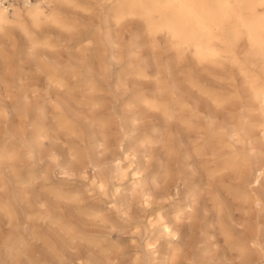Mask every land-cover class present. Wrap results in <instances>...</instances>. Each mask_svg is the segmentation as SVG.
Segmentation results:
<instances>
[{
  "label": "rangeland",
  "instance_id": "rangeland-1",
  "mask_svg": "<svg viewBox=\"0 0 264 264\" xmlns=\"http://www.w3.org/2000/svg\"><path fill=\"white\" fill-rule=\"evenodd\" d=\"M78 1L79 8L67 6L60 8L63 15L68 16L73 21V29L71 31H61L50 26L43 27L42 31H38L37 35L39 34V37L48 35L52 43L50 47L37 46L31 50L27 47L23 36L17 31L8 38L0 33V131H3L6 127L12 128V126L24 124L30 128V125L34 122L33 120L39 114V108L43 109L44 107L42 112L45 114L46 135L43 140L48 152L55 153L54 156L47 157L36 163L38 172L34 175L32 192L35 196L42 195L47 197V214H49L50 218L49 220L41 218L40 213L43 214L44 209L39 204L35 205L36 217L33 225L37 238L33 241L35 245H33L32 252L34 260L37 258V261L35 260L33 263L264 264L262 254L255 255L251 252L241 254L234 247L233 242L236 234H238L240 229H244L245 224L254 222L255 214L253 215V211L248 209L246 204L228 196L219 183L216 188H220L224 198L226 197L225 201H229L226 202L227 207L224 206L221 212H218L213 205L207 184L203 183L205 186H203L202 190H199L200 193L195 190V196L187 194L188 188L199 181L200 173L197 170L194 171L192 166H187V161H182L178 166L170 162L173 174L176 177L183 176L185 178V186L181 187V184H179L168 196L162 193L163 181L157 174L158 159L161 156L166 157V155L161 147L162 141L160 142V139H167L165 142L169 143V140L173 138L169 135L172 129L170 123L160 121L154 112L145 108L143 104L134 98L135 92L141 90L148 92L152 88L153 83L151 76L149 78L145 77V79L141 77V80L134 76L130 71V67H141L144 64L143 61H151L146 70L150 73L149 75H152V71L155 68L153 58L164 62L167 56L165 37L161 34L156 36V39L148 37L144 30L143 22L136 18L130 17V19L126 17L118 24H115L111 17H108L106 22H104V19L103 22L102 20L100 21L110 11L103 0ZM100 22L102 23L101 26H99ZM105 24L104 28L103 25ZM106 30H110L114 37L115 45L113 44L112 46L106 42L104 37V31ZM122 31L123 33H121ZM87 37L90 39L89 42L85 40ZM136 40L137 42L135 43ZM153 41L156 42L155 47L152 46ZM122 45L123 47H121ZM141 50L144 51L142 52ZM138 52H141V55ZM105 53L108 55L106 54L105 56ZM242 57L243 54H239V58L241 59ZM48 63L56 64L59 68H66L64 74V80L68 87L66 91L48 83L46 73L39 68L43 64ZM121 63L122 66L119 65ZM232 70L236 81H240L236 68L234 67ZM217 75L218 77L213 79L217 84L225 89L231 88V82L224 78L226 73H224L223 69H217ZM118 76L120 78H117ZM137 86L138 89H136ZM61 99H66L69 102L68 107L64 104L62 106L59 105ZM133 104L132 110L135 112L130 110ZM3 109L8 111L7 125L2 122L4 118ZM67 109H70V111ZM65 111L70 112V114ZM100 111L102 112L100 113ZM46 112L49 113L46 114ZM47 117L50 120L52 117L53 121L51 120L50 122ZM59 118L67 121L69 126L59 128L58 122L54 121ZM89 118L94 121L95 125H102L101 128L97 126L94 129L96 132L102 131L105 135V139L97 148L94 147L93 140L90 139V131L93 126H89ZM136 118L137 121H135ZM155 119L158 122L154 123ZM132 120L135 122L133 123ZM149 130L150 132H148ZM165 130L169 133H165ZM141 134L142 136L144 134L147 135V137H150V141H153L141 147L142 144L139 143L142 140ZM161 134L166 135L164 137ZM123 137H126V139H123ZM106 141H108L107 144ZM56 142L61 144L62 147ZM53 143L56 144L55 147ZM124 146L125 148L130 147L132 151L129 148V154L128 151L123 154ZM63 147H65V150ZM116 156L123 159H120V162L127 172V176L123 179L117 176L112 177L108 174L112 166L110 164L113 163ZM90 160L95 165L94 168L89 163ZM75 161H77L78 165L75 164ZM86 165L87 169L85 170L83 168ZM104 166H106L105 169H103ZM135 168H137L138 176L140 177H138V181L142 179L139 181L141 183L136 181L133 186V175L131 174ZM94 169L100 172H98L99 176L105 181L104 190L99 188L98 179H96V183L93 177L92 171ZM36 186L39 189L35 188ZM115 187H119L122 190L118 193L115 191ZM261 188L264 189V180L261 181ZM56 189L60 193L56 192ZM178 191L179 195H176ZM141 192L149 197L144 194L141 195ZM120 194L122 195L120 196ZM144 197L147 198L144 199ZM161 197L164 198L162 199ZM186 205H191L193 210L198 211L199 214L196 220L190 219L188 216L190 211ZM158 211H163L165 220L160 221L158 219ZM88 212H90V215ZM249 212L251 213L247 214ZM59 213H61L64 220H62L63 218L60 217ZM57 214H59V217ZM221 215L225 217L221 219ZM250 215H253V217ZM231 217L234 218L232 219ZM251 217L253 220L249 219ZM259 218L261 242H263L262 245L264 246V211L260 212ZM234 222L237 224H234ZM164 224L168 225L169 232L164 227ZM170 225L172 228H170ZM176 227L180 231L176 230ZM174 229L177 231L175 235L173 233V231L175 232ZM202 239L204 240L203 242ZM169 245H176L180 248V253L176 258L172 257L171 248H167ZM155 253H158L161 257L156 256ZM186 253L187 255H185ZM24 260L21 264H30L25 263L27 261ZM6 261L7 263H5ZM0 264H11L10 258L5 256V260Z\"/></svg>",
  "mask_w": 264,
  "mask_h": 264
},
{
  "label": "bare ground",
  "instance_id": "bare-ground-1",
  "mask_svg": "<svg viewBox=\"0 0 264 264\" xmlns=\"http://www.w3.org/2000/svg\"><path fill=\"white\" fill-rule=\"evenodd\" d=\"M103 2H106L110 11L100 21L102 20L103 22L104 19V22H106L107 18L111 17L113 22L118 24L126 17L136 18L143 22V27L148 37L155 38L159 34L165 37L164 42L167 56L166 58L164 57V62L153 58L155 68L153 71L151 70L153 72L152 75H149L150 73L146 70L151 61H143L144 64L141 67H130V71L134 76L139 79L151 76L153 83L152 88L148 92L142 90L135 92L134 98L143 104L145 108L154 112L160 121L170 123L172 129V134L165 130V133H169L173 137L172 140H169L170 142L168 141L169 143L165 142L167 139H160V142L162 141L161 147L164 149L166 155V157L161 156L158 159L157 174L163 181L162 193L168 196L179 184H181V187L185 186V178L183 176L176 177L173 174L170 162L178 166L182 161H187V166H192L194 171L197 170L200 173L199 181L188 188L187 194L195 196V190H198L200 193L199 190H202L203 186H205L203 183L207 184L209 187L208 193L211 194L213 205L218 212H221L224 206L227 207L226 202L229 201H225L226 197L224 198L220 188H216L219 183L222 190L224 189L228 196L246 204L247 208L253 211V215L255 214L254 222L245 224L244 229H240L238 234H236L233 244L241 254L251 252L255 255L262 254V258H264V246L262 245L263 242H261V227L259 226V215L260 212L264 211V189L261 188V181L264 180V0H103ZM78 3L79 1L77 2V0H15L9 2L8 5H4L3 0H0V33L2 36L8 38L17 31L23 36L27 47L31 50L37 46L50 47L52 43L48 35L39 37V34L37 35L38 31H42L43 27L46 28L47 26L61 31H71L73 29V21L68 16L63 15L60 8L65 6L79 8L80 5ZM101 25L102 23L99 26ZM103 26L105 28L106 24ZM104 37L106 42L113 46L114 37L110 30L104 31ZM85 40L89 42L90 39L87 37ZM155 43L154 41L152 42L153 47L156 46ZM241 53L243 57L240 59L239 54ZM122 63L119 65L122 66ZM234 67L240 79L238 82L235 79V74H233L232 68ZM39 68L42 69V72L46 73L48 83L53 84L59 89H65V91L68 89L67 83L64 80L66 68H59L58 65L49 63L43 64ZM217 69H223L224 73H226V77L224 78L231 82V88L225 89L213 80L215 77H218ZM94 76L96 77V75ZM117 78H120V76ZM135 85L140 86L139 84ZM138 86L136 89H138ZM35 101L38 103L37 100ZM62 104L67 106L69 102L66 99H61L59 105L62 106ZM132 107H134V104L130 107V110L133 109ZM43 109L39 108V114L33 120L34 122L30 125V128L23 123L24 125L12 126V128L6 127L3 131H0V263L5 260V256H8L11 264H21L24 257L27 261L25 263L35 264L33 261L37 258L34 260L32 252L33 245H35L33 241L37 238L33 225L36 217L35 205L39 204L44 209H42L43 214L40 213L41 218L48 220L50 218L49 214H47V197L42 195L35 196L32 192L34 175L38 172L36 163L55 154L48 152L43 140L46 135ZM45 109L47 110V108ZM2 113L4 117L2 122L7 125L8 111L3 109ZM54 121L58 122L59 128L69 126V123L64 119L59 118L57 121ZM135 121H137V118ZM135 121L132 120L133 123ZM156 121L155 119V122H153L156 123ZM89 126H93V129L90 131V139L93 140L91 142L97 148L105 139V135L102 131L96 132L94 127L98 126L101 128L102 125H95L94 121L90 119ZM126 137H123V139H126ZM141 137L142 140L139 142L142 144H140L141 147L153 141H150V137H147L145 134L143 136L141 134ZM55 140L57 141L56 137ZM108 141H106V144ZM133 142L132 144H134ZM53 144L55 147L56 144ZM58 145L61 146V144ZM129 148H125L122 153L126 154L128 151L129 154ZM63 149L65 150V147ZM130 150L132 151L131 148ZM118 155L120 156L119 153ZM117 157L110 164L112 166L108 174L112 177L117 176L123 179L127 176L126 169H124L120 162V159L123 157ZM75 162L77 164V161ZM89 163L92 164V161L90 160ZM106 163L108 164L107 161ZM92 166L93 168L95 167L93 164ZM83 169L86 170L87 165ZM85 170L83 171L85 172ZM78 172L81 173L80 171ZM92 172L95 180L98 179L99 188L104 190L105 181L99 176L100 172L97 169H94ZM131 175H133L132 183L134 186L139 177L137 168L133 170ZM35 188L39 189L37 186ZM114 189L118 193L122 190L119 187H115ZM55 191L59 192L57 189ZM177 194L179 195V191ZM141 195L140 197H142ZM146 196L149 197L148 195ZM146 198L144 197V199ZM186 207L189 208L190 212L188 216L190 219L196 220L199 214L198 211L193 210L191 205H186ZM88 213L90 215V212ZM59 214L63 218L61 213ZM59 214H57L58 217ZM253 215L250 216L253 217ZM222 216L220 217L221 219L225 217ZM157 217L160 221H163V211H158ZM252 217L249 219L253 220ZM234 224L237 223L234 222ZM238 224L240 225V223ZM164 227L168 229L167 224H164ZM77 228L79 227L77 226ZM170 228H172L171 225ZM176 230L179 229L177 228ZM176 230L175 232L173 231L174 235L177 232ZM167 248H171L173 258H176L180 253V248L176 245H169ZM155 255L159 256L158 253H155Z\"/></svg>",
  "mask_w": 264,
  "mask_h": 264
},
{
  "label": "built area",
  "instance_id": "built-area-1",
  "mask_svg": "<svg viewBox=\"0 0 264 264\" xmlns=\"http://www.w3.org/2000/svg\"><path fill=\"white\" fill-rule=\"evenodd\" d=\"M12 1H15V0H3V3H4V5H8L9 2H12Z\"/></svg>",
  "mask_w": 264,
  "mask_h": 264
}]
</instances>
